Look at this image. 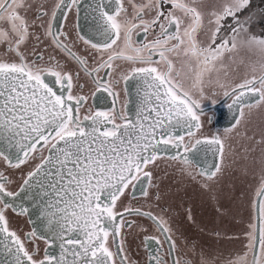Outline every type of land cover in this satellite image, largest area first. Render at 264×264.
Returning <instances> with one entry per match:
<instances>
[{"label":"snow or ice","instance_id":"1","mask_svg":"<svg viewBox=\"0 0 264 264\" xmlns=\"http://www.w3.org/2000/svg\"><path fill=\"white\" fill-rule=\"evenodd\" d=\"M204 9V0H0V264H215L186 238L182 253L169 215L180 213L161 206L156 170L166 158L219 204L228 141L264 107V8ZM29 39L47 41V62L46 48L29 57ZM241 50L259 59L237 61ZM237 63L244 75L229 79ZM206 84L231 100L235 122L223 133L203 131ZM248 138L244 151L261 153L254 217L247 250L222 264H264V132ZM137 191L148 210L132 204ZM22 217L29 231L14 226ZM132 229L145 233L143 253L131 252Z\"/></svg>","mask_w":264,"mask_h":264},{"label":"flooded vegetation","instance_id":"2","mask_svg":"<svg viewBox=\"0 0 264 264\" xmlns=\"http://www.w3.org/2000/svg\"><path fill=\"white\" fill-rule=\"evenodd\" d=\"M127 3V0H125ZM140 2V0H136ZM222 0H204L205 11H211L213 7L219 6ZM129 13L131 8L129 7ZM230 19V18H228ZM70 30H73L74 20L69 18ZM143 33L137 37V41L142 40ZM73 37L75 34L73 31ZM36 46L40 50H44L47 41L43 44H36L34 39H29L26 45L23 46L27 49L29 57L32 56V48ZM6 46L0 45V50H4ZM54 50L47 47L44 51V60L47 62L48 56ZM241 54H237V61L242 58ZM117 63H121L117 61ZM226 63H228L226 61ZM126 67V65H125ZM229 79L239 80L244 75V68L242 64H230L228 69ZM214 78V77H213ZM190 84V81L186 82ZM123 87V85L121 86ZM205 98L200 101L201 107L198 110L200 114L201 124L203 131L210 134L223 133L224 129L230 128L235 122V114L228 108L231 100L222 95V91L214 85H207L204 88ZM215 92V94H213ZM106 95V94H105ZM123 95V94H122ZM214 101V102H213ZM122 100L120 104H122ZM88 103L94 104V100L90 97ZM110 103V98H109ZM120 104L117 107H120ZM256 110L253 109L252 112ZM258 110V109H257ZM246 115V118L253 117L254 113ZM264 116V107H261L255 116ZM239 134L234 133L228 144L232 148V154L229 156V167L225 169L224 175L220 181L221 191L218 193L220 196L219 204L211 199V194L205 192L200 188L197 181L191 180L189 177L184 176L175 165L169 167L167 159H162L159 163V168L156 170L157 176L160 177L159 183L161 185V192H167L168 195L160 202L161 206L171 204L172 207L179 211L180 215L175 212H170L172 216V227L175 231L177 242L180 244L182 253L187 251L182 238H186L188 244H195L197 252L203 250L205 254L215 260V264H222L223 261L235 259L238 255H242L247 250V231L250 218L254 217L253 210L250 207V201L254 198V192L260 185V148L257 147L255 152H245V148L251 149L254 147L253 141L248 137H252L251 132L247 133L244 128V123L237 129ZM256 139L259 135L254 134ZM4 165L0 162V168ZM247 170L245 174L244 170ZM14 176L19 182V174L14 173ZM216 187V186H214ZM137 199L131 201L135 206H143V210H148V205L144 204L143 198L136 192ZM184 206H191L193 208L196 222L192 223L187 221L183 216ZM153 206L155 201H152ZM223 205L225 214L218 215L216 208ZM159 211V208H155ZM132 219L140 220L139 217H132ZM144 225L148 226V233L155 232L154 226L147 219L141 221ZM252 222H255L253 219ZM14 226L23 231H29L31 225L27 223V217L18 218ZM131 231L132 235L129 236L130 248L132 253L139 250L143 253L144 249L142 241L145 233L139 229L126 230ZM220 235L217 236L216 233ZM162 239V237H161ZM41 248L44 247L43 242H40ZM167 245H165V251ZM175 257V254H174ZM193 259H198L194 257Z\"/></svg>","mask_w":264,"mask_h":264},{"label":"rangeland","instance_id":"3","mask_svg":"<svg viewBox=\"0 0 264 264\" xmlns=\"http://www.w3.org/2000/svg\"><path fill=\"white\" fill-rule=\"evenodd\" d=\"M239 54L242 55V58L244 59L245 63H247L250 60L255 61L259 59V54L255 52H248L247 50H241ZM243 68L245 70L244 65ZM259 109L258 110L256 109L252 112L254 113L253 117L246 118L244 122V128L247 131V133L251 132L252 136L256 133L260 137L261 133L264 132V116L261 115L255 116L256 112H258Z\"/></svg>","mask_w":264,"mask_h":264},{"label":"trees","instance_id":"4","mask_svg":"<svg viewBox=\"0 0 264 264\" xmlns=\"http://www.w3.org/2000/svg\"><path fill=\"white\" fill-rule=\"evenodd\" d=\"M252 4L256 8H264V0H252Z\"/></svg>","mask_w":264,"mask_h":264}]
</instances>
